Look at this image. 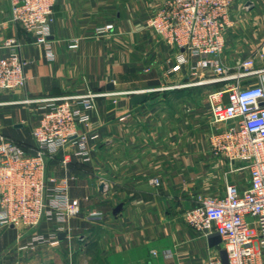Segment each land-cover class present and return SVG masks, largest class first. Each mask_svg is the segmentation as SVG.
<instances>
[{
	"label": "crops",
	"instance_id": "1",
	"mask_svg": "<svg viewBox=\"0 0 264 264\" xmlns=\"http://www.w3.org/2000/svg\"><path fill=\"white\" fill-rule=\"evenodd\" d=\"M159 4L56 0L49 56L9 21L7 0H0L5 9L0 54L6 51L3 40L15 36L27 60L24 85L0 90V134L32 151L31 125L44 108L23 99L86 90L114 93L96 99L85 127L89 159L74 155L72 144L46 159V175L68 178V196L79 200L80 212L66 223L45 215L31 228L0 223V264H188L214 255V245L184 222L183 211L198 195L222 196L228 183L245 189L249 172L238 168L243 162L230 164L211 152L208 139L215 126L207 97L199 93L224 83L176 86L193 77L188 64L172 69L177 53L145 26ZM231 18L222 61L235 67L253 56L254 67L264 66L259 56L264 54V0H237ZM103 23H113V31L94 36V27ZM70 38H78L76 48L67 47ZM257 82L256 74L242 80ZM134 93L145 94V100L133 104ZM65 152L70 160L62 166ZM154 177L157 185L150 183ZM91 211H100L101 218L90 219ZM35 234L57 242L31 241Z\"/></svg>",
	"mask_w": 264,
	"mask_h": 264
},
{
	"label": "built area",
	"instance_id": "2",
	"mask_svg": "<svg viewBox=\"0 0 264 264\" xmlns=\"http://www.w3.org/2000/svg\"><path fill=\"white\" fill-rule=\"evenodd\" d=\"M237 0H160L147 17L145 26L177 54L172 69L188 64L193 80L182 85L223 82V86L207 94L212 127L209 147L214 155L227 162H243L247 168L248 186L239 190L226 185L222 196L198 195L197 203L183 211L184 222L200 236L216 232L225 249L229 264H264V66L254 67L253 56L235 67L221 59L226 33L233 24L231 10ZM56 0H7L9 21L18 24L33 41L42 45L49 56L50 26ZM5 9L0 8L1 15ZM114 29L113 23L98 24L96 37ZM68 48L78 46V38L66 40ZM0 54V90H14L25 83L26 58L20 54L17 37L5 38ZM264 59V54L259 55ZM258 76L256 84L243 79ZM114 95L108 91L74 92L59 96L25 98L40 102L43 112L31 125L34 140L32 151L19 142L0 134V223L35 227L42 217H54L66 223L80 212V202L68 196V178L46 175V159L72 144L73 154L89 159L88 127L96 99ZM217 125H221L218 126ZM84 127L85 130L81 128ZM70 160L65 152L62 166ZM150 183H159L156 177ZM48 197V198H47ZM48 199V201H47ZM100 211H91L90 219H100ZM253 217L249 221L247 217ZM53 236L35 234L31 241L48 240ZM51 238V239H50ZM188 264H222L219 255Z\"/></svg>",
	"mask_w": 264,
	"mask_h": 264
},
{
	"label": "water",
	"instance_id": "3",
	"mask_svg": "<svg viewBox=\"0 0 264 264\" xmlns=\"http://www.w3.org/2000/svg\"><path fill=\"white\" fill-rule=\"evenodd\" d=\"M108 88H111V85L109 84L108 85ZM145 94L143 93H134L131 98H130V101L133 103V104H140L142 103L144 100H145ZM100 187L102 186L99 185ZM121 205H117V207L115 208L116 210L120 208ZM208 238V241H209V244L210 245H215L217 243H219L221 241L219 235L214 232V233H211L207 236ZM218 255L220 257V260H221V263L222 264H229V261H228V257H227V253L225 251L224 248L220 247L218 249Z\"/></svg>",
	"mask_w": 264,
	"mask_h": 264
},
{
	"label": "rangeland",
	"instance_id": "4",
	"mask_svg": "<svg viewBox=\"0 0 264 264\" xmlns=\"http://www.w3.org/2000/svg\"><path fill=\"white\" fill-rule=\"evenodd\" d=\"M215 89H217V88H215ZM186 90V89H185ZM162 93H164V92H162ZM184 93V91L183 92H181L180 94H178V95H176V97H182V95L181 94H183ZM201 94H203V96L204 97H207V94L208 93H202V92H200L199 93V95H201ZM158 95V94H157ZM159 96V95H158ZM158 96H154V97H158ZM163 97H164V94L162 95ZM184 97V96H183ZM156 110L157 109V106H155V107H152V110ZM153 120H154V118H152ZM155 121V120H154ZM24 145V144H23ZM25 146V145H24ZM203 237V236H202ZM222 242L220 241L219 243H217V244H215L214 245V256H217L218 255V249L222 246ZM212 256V255H211ZM204 260H206V259H204ZM204 260H200V261H204Z\"/></svg>",
	"mask_w": 264,
	"mask_h": 264
},
{
	"label": "trees",
	"instance_id": "5",
	"mask_svg": "<svg viewBox=\"0 0 264 264\" xmlns=\"http://www.w3.org/2000/svg\"><path fill=\"white\" fill-rule=\"evenodd\" d=\"M18 142V141H17ZM25 149H27L21 142H19Z\"/></svg>",
	"mask_w": 264,
	"mask_h": 264
}]
</instances>
